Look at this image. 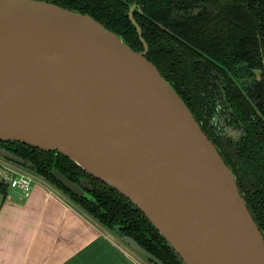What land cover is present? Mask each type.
<instances>
[{"label":"water","instance_id":"1","mask_svg":"<svg viewBox=\"0 0 264 264\" xmlns=\"http://www.w3.org/2000/svg\"><path fill=\"white\" fill-rule=\"evenodd\" d=\"M136 7L129 19L142 51L88 14L46 0H0V142L72 161L128 200L181 264H264V238L233 173L146 58ZM217 95L225 104L220 84ZM0 159L76 205L32 163L2 148ZM51 175L94 201L87 178L74 183L55 169ZM89 217L145 264H163L124 226Z\"/></svg>","mask_w":264,"mask_h":264},{"label":"trees","instance_id":"2","mask_svg":"<svg viewBox=\"0 0 264 264\" xmlns=\"http://www.w3.org/2000/svg\"><path fill=\"white\" fill-rule=\"evenodd\" d=\"M133 2L142 6L134 18L148 45L147 59L172 85L197 119L204 116V109L209 111L214 105L216 72L224 70L232 76L238 65L247 71L264 72V0H55L52 3L90 15L122 37L134 51H140L142 45L127 15ZM224 80L229 102L247 124L248 135L240 152L219 142L215 146L221 149L226 165L236 175L240 192L253 199V195L263 193L257 186L264 183V115L259 119L261 130L254 128L249 116L256 106L264 108V79L254 86H242V89L229 77ZM7 144L14 145L11 153L32 163L37 174L70 196L82 210L73 205L88 219L93 221L89 217L91 215L109 227L122 225V231L163 264H181L145 217L115 190L92 178L60 154L17 143ZM235 163L240 165L239 170ZM52 169L74 183L87 178L92 186L87 192L94 201L77 197L63 188L52 177ZM8 189L9 184L0 180L3 199ZM251 189H256V192L251 193ZM260 197L263 202V197ZM244 198L251 211L250 200L246 196ZM254 202L255 206H261L258 213L264 215V204L256 199ZM254 219L264 233V219L262 222L256 217Z\"/></svg>","mask_w":264,"mask_h":264},{"label":"crops","instance_id":"3","mask_svg":"<svg viewBox=\"0 0 264 264\" xmlns=\"http://www.w3.org/2000/svg\"><path fill=\"white\" fill-rule=\"evenodd\" d=\"M42 182L2 198L0 264H145Z\"/></svg>","mask_w":264,"mask_h":264},{"label":"flooded vegetation","instance_id":"4","mask_svg":"<svg viewBox=\"0 0 264 264\" xmlns=\"http://www.w3.org/2000/svg\"><path fill=\"white\" fill-rule=\"evenodd\" d=\"M46 1L52 3L55 0H46ZM133 4H135L136 6L139 7V8L136 7L133 10L132 16H133V19L135 20L134 16L136 13L141 12L142 6L138 5L136 2L131 3V5H129L128 11H127L128 19H129V9ZM129 21H130V19H129ZM135 22H136V20H135ZM130 23H131V21H130ZM131 25H132V23H131ZM134 29H135V27H134ZM135 31H136V29H135ZM141 34H142V29H141ZM136 36L140 42V39H139L137 33H136ZM142 38H143V36H142ZM143 40H144V38H143ZM141 45H142V43H141ZM142 50H143V45H142ZM142 50H140V51H142ZM147 54H148V51H147ZM147 54H146V58H147ZM228 72H230V71H228ZM215 76H216V80H215V87H214L215 88L214 89V92H215L214 105L209 111L207 109H204V113H203L204 116L202 118H198V119L196 117L195 118H196L197 122L200 124L204 133L214 143V145L216 144V142H219V144L224 145V146H233L237 151L240 152L241 151L240 148L243 147V143L246 142V140H247L248 128H247V124L239 118V115L236 113V110H235L233 104H231L229 102V98L227 95V86L225 84L224 79H225V77H229L240 89H242V86L247 88L250 86H254L257 83L263 82L264 72L259 73L256 71H252V69L250 71H247L245 69H242L241 65H238L236 67L235 71H233L232 76L224 70H222V72H216ZM218 84H220L221 90H222V92H224V97H225V104L220 105V106L217 104ZM263 111H264V108H260L257 106H256V109L254 108V110H252V112L250 111L251 114H250L249 118H250V121L254 124V128L256 130L257 129L261 130V125H259V119L260 118L262 119V116L264 115V114H262ZM262 121L264 122V119H262ZM0 148L7 150L10 153L15 149L14 145L7 144L4 142L3 143L0 142ZM219 150L218 151L220 153L221 149H219ZM223 155H226V152H224ZM221 157H222V155H221ZM235 164L237 166V169L239 170L241 168L240 165L237 163H235ZM233 175H234V177L236 179V183H237L236 175L234 173H233ZM258 185H259V186H257L259 188L258 191L263 192V193L258 194V195H253L254 196L253 199H252V196H250V195H246V194L241 193V192L240 193L242 194L243 198H244V196H246L250 200L252 210L250 211V209L249 208L248 209H249L252 217L254 216L258 219L259 222H262L264 219V215H260L258 213V212H260V210H258V209H261V206L257 207V206H255V202L253 203V201L256 199L257 201H261L260 202L261 205L264 204V183H260ZM255 192H256V189H251V193H255ZM260 196L263 197V202H262V198ZM244 200H245V198H244ZM247 207H248V205H247ZM254 217H253V219H254ZM258 228H259V226H258ZM259 230H260V228H259ZM260 232L264 238L263 231L260 230Z\"/></svg>","mask_w":264,"mask_h":264},{"label":"built area","instance_id":"5","mask_svg":"<svg viewBox=\"0 0 264 264\" xmlns=\"http://www.w3.org/2000/svg\"><path fill=\"white\" fill-rule=\"evenodd\" d=\"M2 168H4L2 170L5 172V181L9 184V187L19 190L22 198H28L31 194L32 179L23 172L12 170V167ZM5 170L10 171L12 176L9 177Z\"/></svg>","mask_w":264,"mask_h":264},{"label":"rangeland","instance_id":"6","mask_svg":"<svg viewBox=\"0 0 264 264\" xmlns=\"http://www.w3.org/2000/svg\"><path fill=\"white\" fill-rule=\"evenodd\" d=\"M2 167H5V168H11L12 167V170H14L16 172H23V173H25L27 176H29L32 179V184L35 183V182H37V183H41L42 182L34 174H32V173H30V172H28L26 170L20 169L19 167H14V166H12L11 163H8V162L3 161V160L0 159V170L4 169ZM5 171H6V173L8 174L9 177L12 176V173L10 171H7V170H5ZM13 175H14V173H13ZM0 180L5 181L1 175H0ZM17 191H18L17 189L10 188L9 187V192H10L11 195L12 194L16 195L17 194ZM1 202H2V196L0 195V204H1Z\"/></svg>","mask_w":264,"mask_h":264}]
</instances>
